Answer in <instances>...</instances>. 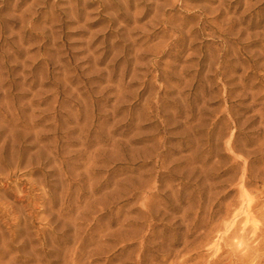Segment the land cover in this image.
I'll return each instance as SVG.
<instances>
[{"label": "rangeland", "instance_id": "374dc122", "mask_svg": "<svg viewBox=\"0 0 264 264\" xmlns=\"http://www.w3.org/2000/svg\"><path fill=\"white\" fill-rule=\"evenodd\" d=\"M0 264H264V0H0Z\"/></svg>", "mask_w": 264, "mask_h": 264}]
</instances>
